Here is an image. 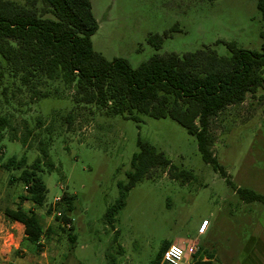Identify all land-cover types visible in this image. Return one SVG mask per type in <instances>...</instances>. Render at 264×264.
Returning a JSON list of instances; mask_svg holds the SVG:
<instances>
[{
	"label": "rangeland",
	"instance_id": "obj_1",
	"mask_svg": "<svg viewBox=\"0 0 264 264\" xmlns=\"http://www.w3.org/2000/svg\"><path fill=\"white\" fill-rule=\"evenodd\" d=\"M90 1L99 24L91 38L94 50L108 60L126 59L133 68L155 54L183 55L211 47L220 56H230L225 43L259 52L264 42L258 0ZM170 31L160 50L149 44L150 35ZM5 86L9 104L2 96ZM48 89L50 97L29 104V95L12 87L7 75L0 79V115L13 117L0 143L1 163L26 154L31 165L39 156L38 145L31 138L32 148L25 151L20 142L25 134L23 122L34 128L37 118L45 125L56 119L50 149L56 170L49 174L45 168L40 174L48 190L46 205L24 206L42 221L44 248L38 252L23 239L20 247L0 255V264H154L164 244L185 247L192 242L213 253L215 264H264V204L243 202L203 161L195 137L183 127L170 119L144 117L138 124L110 118L91 107L80 111L69 128L61 118L75 108L73 91L58 83ZM44 129L39 131L43 139L47 137ZM211 133L214 155L235 186L264 196V91L259 89L248 94L243 104L228 107L214 119ZM138 139L154 145L193 178L181 184L166 171L153 170L149 179L129 192L126 206L111 226L105 214L120 197L119 184L128 182ZM14 176L19 172L0 169V222L4 225L9 222L5 208H16L25 191ZM64 193L75 196L69 213L74 243L67 232L58 230L56 217L47 213Z\"/></svg>",
	"mask_w": 264,
	"mask_h": 264
},
{
	"label": "trees",
	"instance_id": "obj_2",
	"mask_svg": "<svg viewBox=\"0 0 264 264\" xmlns=\"http://www.w3.org/2000/svg\"><path fill=\"white\" fill-rule=\"evenodd\" d=\"M257 7L264 21V0H258ZM98 30L90 0H23L22 4L0 0V79L7 75L12 87L29 95V104L50 97L48 88L53 83L73 91L75 108L60 117L62 124L69 128L80 111L91 107L107 117H121L138 124L144 117L170 119L195 137L203 161L220 174L243 202L264 204L263 195L249 188H238L231 181L214 155L215 138L211 133L214 119L228 107L243 104L248 94H255L259 89L264 91V42L259 52L242 49L233 42L225 43L230 56H220L211 47L183 55L155 54L133 68L126 59L108 60L94 50L91 38ZM171 32L152 34L148 42L158 51ZM7 92V86L3 87L5 104H9ZM54 92L58 93V89ZM12 119V116L0 115V143ZM54 121L55 118L50 125H45L37 118L34 128H30L27 121L23 122L25 134L20 142L25 151L32 148L31 138L38 145L39 156L31 165L26 154L2 163L0 158V169L19 172L14 178L25 188L17 207L5 208L4 215L7 220L24 226V240L38 252L43 249L41 241L46 231L37 213L25 210L24 204L39 208L46 205L48 190L40 174L45 168L49 174L56 170L50 156ZM43 128L45 139L40 138L39 131ZM12 139L16 140L17 136ZM137 146L139 151L132 157V170L126 175L128 182L119 184L120 197L105 214L111 226L126 206L129 192L149 179L153 170L166 171L170 179L181 184L193 178L191 172L179 170L151 143L138 139ZM74 201L75 196L64 193L57 206L62 214L55 216L58 230L67 232L71 243L76 241L69 215ZM54 210L49 205L47 213L53 214ZM62 225H70V228ZM47 234L50 236L52 230ZM170 245L161 247L154 264H159ZM192 264H215L214 254L199 247Z\"/></svg>",
	"mask_w": 264,
	"mask_h": 264
},
{
	"label": "built area",
	"instance_id": "obj_3",
	"mask_svg": "<svg viewBox=\"0 0 264 264\" xmlns=\"http://www.w3.org/2000/svg\"><path fill=\"white\" fill-rule=\"evenodd\" d=\"M61 201V197H57L54 199V203L52 207L55 208L53 215L54 216H61L62 212L57 207ZM66 228H70V225H62ZM8 237L10 238L9 246H14V233L11 231L7 232ZM43 245V239L41 241ZM44 248V245H43ZM198 251V244L196 242H192L187 244L185 247H181L178 245H170L164 252L159 264H192L193 263V256Z\"/></svg>",
	"mask_w": 264,
	"mask_h": 264
},
{
	"label": "crops",
	"instance_id": "obj_4",
	"mask_svg": "<svg viewBox=\"0 0 264 264\" xmlns=\"http://www.w3.org/2000/svg\"><path fill=\"white\" fill-rule=\"evenodd\" d=\"M25 205L27 204H24V206ZM8 231L14 233V246H9L10 241L8 240H10V238L7 235ZM24 237V226L21 223L9 221L7 225H4L0 222V255H4V253L7 251L10 252L13 248L20 247Z\"/></svg>",
	"mask_w": 264,
	"mask_h": 264
}]
</instances>
